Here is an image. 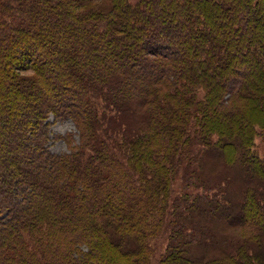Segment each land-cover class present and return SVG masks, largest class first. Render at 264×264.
<instances>
[{"label": "trees", "instance_id": "obj_1", "mask_svg": "<svg viewBox=\"0 0 264 264\" xmlns=\"http://www.w3.org/2000/svg\"><path fill=\"white\" fill-rule=\"evenodd\" d=\"M260 132L264 0H0V264H264Z\"/></svg>", "mask_w": 264, "mask_h": 264}, {"label": "rangeland", "instance_id": "obj_2", "mask_svg": "<svg viewBox=\"0 0 264 264\" xmlns=\"http://www.w3.org/2000/svg\"><path fill=\"white\" fill-rule=\"evenodd\" d=\"M53 133L57 136H65L67 133L75 131L74 125L71 122H61L53 127ZM51 150L55 153L67 152L68 148L63 140L54 141L50 143ZM256 146L258 153L264 157V132H260V136L256 139ZM233 181L230 185V196H235L239 191L243 189L241 183Z\"/></svg>", "mask_w": 264, "mask_h": 264}]
</instances>
